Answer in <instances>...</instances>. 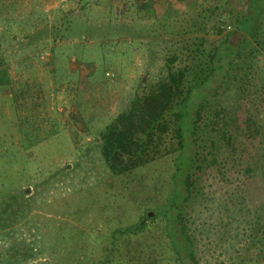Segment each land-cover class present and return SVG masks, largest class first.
Instances as JSON below:
<instances>
[{
    "label": "rangeland",
    "instance_id": "obj_1",
    "mask_svg": "<svg viewBox=\"0 0 264 264\" xmlns=\"http://www.w3.org/2000/svg\"><path fill=\"white\" fill-rule=\"evenodd\" d=\"M83 1L0 0L1 264H70L81 247L89 252L77 264H92L109 247L95 231L153 215L172 187L173 153L118 177L101 158L102 135L133 98L162 87L169 67L185 69L190 85L198 48L209 57L231 29L210 16L200 26L201 0H91L87 9ZM242 6L230 0L221 10ZM225 74L192 93L189 110L200 109L199 128L192 129L196 182L181 207L200 264H264L257 207L264 157L241 130L247 96L239 81L226 88ZM230 116L238 134L220 150L211 139ZM164 223L147 220L140 239L165 244Z\"/></svg>",
    "mask_w": 264,
    "mask_h": 264
},
{
    "label": "trees",
    "instance_id": "obj_2",
    "mask_svg": "<svg viewBox=\"0 0 264 264\" xmlns=\"http://www.w3.org/2000/svg\"><path fill=\"white\" fill-rule=\"evenodd\" d=\"M102 1L96 0L95 3ZM93 2L84 0L81 5L87 9ZM229 2L230 0H201L196 9L200 26H203L205 19L210 16L221 28L230 26L231 29L226 39L214 47L209 57H205V47L198 48L201 54L194 55L196 62L193 63V72L196 74L191 79L192 83L187 84L185 69L175 70L169 67L162 87L147 95L133 98L129 106L113 118L103 133L101 158L111 174L118 177L127 178L162 155L173 153V169L170 175L172 187L167 200L155 205L152 216L148 212L145 213V221L141 220L132 226H117L111 232L107 227H103L100 233L95 231L96 237L101 235L108 238L109 247H105L103 257L94 260L92 264H115V260L116 264H200L196 252V237L192 234L187 215L185 216L181 207L182 201L194 190L196 182L191 169L195 150L192 129L199 128L197 118L200 109L196 106L195 114H192L189 107L194 106V101L191 102L194 89L205 86L212 79L219 82L218 77L221 78V74H225V68V87L232 88L235 82L239 81L237 90L241 89V92L245 93L243 97L247 96L246 108L240 110L246 123L241 130L246 139H249L248 142L255 146L256 150L260 149L264 157V0H239L243 9L221 10L223 5ZM162 21L165 22L166 18H162ZM204 28L201 27V30L204 31ZM230 38L238 40L234 43ZM244 43H248L250 47H243ZM175 58L173 55L168 60L173 62ZM185 86L186 91H183ZM251 88L254 95H250ZM249 96L252 98V105H255L254 113H250ZM257 99L261 105L255 102ZM253 114H261L259 121ZM229 118L223 130H216L218 134H215L214 138L210 136L213 138L211 142L215 144L214 139L217 141L220 150L233 146L234 138L236 139L238 134L237 119L232 116ZM259 188L263 199L257 207L264 217V180L263 184H259ZM158 217L159 221L160 217L165 221L162 235L165 244L159 245L158 239L150 242L141 240L139 235L147 220ZM123 250L124 252H121ZM82 252L87 256L89 251L84 247L73 251L70 264L80 262Z\"/></svg>",
    "mask_w": 264,
    "mask_h": 264
}]
</instances>
